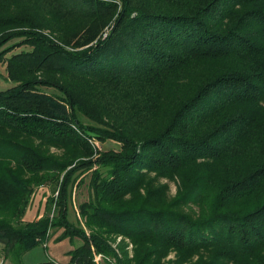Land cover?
<instances>
[{
	"label": "trees",
	"instance_id": "trees-1",
	"mask_svg": "<svg viewBox=\"0 0 264 264\" xmlns=\"http://www.w3.org/2000/svg\"><path fill=\"white\" fill-rule=\"evenodd\" d=\"M12 37L31 48L0 89L3 259L61 228L81 239L65 264H264V0H0ZM91 136L119 148L93 158ZM41 186L55 213L22 221Z\"/></svg>",
	"mask_w": 264,
	"mask_h": 264
},
{
	"label": "rangeland",
	"instance_id": "rangeland-1",
	"mask_svg": "<svg viewBox=\"0 0 264 264\" xmlns=\"http://www.w3.org/2000/svg\"><path fill=\"white\" fill-rule=\"evenodd\" d=\"M111 27L112 22L104 26L103 30L101 31L102 37L108 33ZM45 30L48 31V29ZM21 40L22 39L20 37H12L11 39H8L2 45H0V89L11 84V80L8 78L6 71V58L14 52L31 48V45L29 43L22 42ZM46 89L51 90V88ZM82 118L85 122L93 123V121L86 116H82ZM88 141L94 149L93 158L98 157L102 152L117 150L119 148V143L112 139L99 140L91 136L90 138H88ZM51 151H55V149H51ZM90 173L91 170L81 173L79 179H81L82 182L78 183V179L71 190L69 218L74 223L82 224V226L84 223V219L80 214H78V207L80 203L87 201L89 198L88 180ZM150 175L153 176L154 173H150ZM176 183V180H171L163 177L158 178V181L156 182V184L159 185L165 184V197L167 200L175 196L177 190ZM49 195H52L49 187L41 186L36 188L31 195L29 205L24 216L22 217V221L27 222L37 220L39 217L47 214L52 217L55 213V208L54 205H51L48 209L47 198ZM54 195H56V193H54ZM185 209L188 210L187 208ZM62 231L63 229L61 228H50L48 230V239L30 250L29 254L26 256V264H36L48 259H55L59 262L66 261L68 259L67 251L78 246L81 243V239L79 237H74L72 239L67 237L58 240V237L61 235ZM110 242L113 247H115L119 251H121L120 246L124 247V250L127 252L128 256L132 257L133 245L128 238L123 237L122 235L112 234L110 237ZM1 256L2 253L0 249V258ZM174 258L175 252H169L168 255L163 258V264H167L168 260ZM4 260L6 264H10L7 259ZM95 260L97 262H101V255H95Z\"/></svg>",
	"mask_w": 264,
	"mask_h": 264
},
{
	"label": "crops",
	"instance_id": "crops-1",
	"mask_svg": "<svg viewBox=\"0 0 264 264\" xmlns=\"http://www.w3.org/2000/svg\"><path fill=\"white\" fill-rule=\"evenodd\" d=\"M69 251V250H68ZM67 251V252H68ZM29 252H30V250L29 251H27L25 254H24V256H23V261H24V264H26V256L29 254ZM55 260V259H54ZM68 260H69V255H68V259L66 260V261H64V262H59V261H57V262H59V263H61V264H65V263H67L68 262ZM56 261V260H55ZM0 264H6V262H5V260L3 259V257L1 256V258H0Z\"/></svg>",
	"mask_w": 264,
	"mask_h": 264
},
{
	"label": "built area",
	"instance_id": "built-area-1",
	"mask_svg": "<svg viewBox=\"0 0 264 264\" xmlns=\"http://www.w3.org/2000/svg\"><path fill=\"white\" fill-rule=\"evenodd\" d=\"M106 34V33H105Z\"/></svg>",
	"mask_w": 264,
	"mask_h": 264
}]
</instances>
